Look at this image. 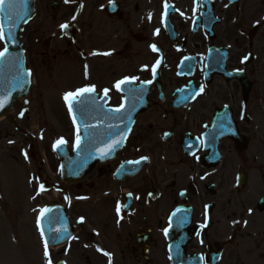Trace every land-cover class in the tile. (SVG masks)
Masks as SVG:
<instances>
[{
    "label": "flooded vegetation",
    "instance_id": "flooded-vegetation-1",
    "mask_svg": "<svg viewBox=\"0 0 264 264\" xmlns=\"http://www.w3.org/2000/svg\"><path fill=\"white\" fill-rule=\"evenodd\" d=\"M35 2L58 79L67 67L121 103L113 84L136 76L149 101L114 160L57 187L75 234L53 264H264V0Z\"/></svg>",
    "mask_w": 264,
    "mask_h": 264
},
{
    "label": "rangeland",
    "instance_id": "rangeland-1",
    "mask_svg": "<svg viewBox=\"0 0 264 264\" xmlns=\"http://www.w3.org/2000/svg\"><path fill=\"white\" fill-rule=\"evenodd\" d=\"M35 20L24 27L22 35L27 65L33 77L27 100L33 99L37 116L32 115V110L29 112L30 117L17 119L18 108L23 106V101L18 100L15 104L16 112L10 115L16 120L18 128L9 118L0 119V264H43L35 223L37 205L47 206L60 201V197L51 193L57 191L54 186L61 182L59 160L53 145L63 138L71 148L77 136L63 97L65 92L83 86V80L71 75L67 67L62 71L63 77L57 79L58 69L50 72L45 59L37 57V52L46 51V39L34 34ZM36 39L40 42L38 46ZM3 45L0 42V49ZM57 82L61 84L56 85ZM61 89L64 92L59 102L57 94ZM37 90L40 91L39 97L36 95ZM110 105L115 107L116 100L112 99ZM42 183L46 184L42 190L45 194L35 200L34 196L40 191ZM110 241L115 244L113 233Z\"/></svg>",
    "mask_w": 264,
    "mask_h": 264
},
{
    "label": "water",
    "instance_id": "water-1",
    "mask_svg": "<svg viewBox=\"0 0 264 264\" xmlns=\"http://www.w3.org/2000/svg\"><path fill=\"white\" fill-rule=\"evenodd\" d=\"M23 8L27 14L24 20L17 22L15 26H12L7 17L0 13V22L4 25L6 35L11 30L13 37L4 41L8 45L9 57L12 59L0 60V100L7 97V103L0 107V117L7 115L12 110L14 101L25 96L29 88V75L20 33L23 25L28 22L34 12L35 1L25 0ZM16 60L21 61L22 66L16 64ZM135 90L137 91L134 94H139L138 91H141V88ZM127 103L133 108L131 113H128L131 107L126 106L119 114L109 113L110 108L106 106L107 98L98 99L94 93L86 94L82 103H73L72 114L76 118L77 128L81 133L80 146H76L73 152H70L65 144L54 148L61 160V175L64 181L82 180L97 161H106L115 155L130 132L135 116L147 105L146 101L135 98H128ZM216 130H221L219 122L215 123ZM121 139L122 142L112 152L101 157L100 149ZM61 208L58 205L49 207V211L42 220V228L49 244L59 243L70 237V226L64 211H60Z\"/></svg>",
    "mask_w": 264,
    "mask_h": 264
},
{
    "label": "snow or ice",
    "instance_id": "snow-or-ice-1",
    "mask_svg": "<svg viewBox=\"0 0 264 264\" xmlns=\"http://www.w3.org/2000/svg\"><path fill=\"white\" fill-rule=\"evenodd\" d=\"M69 0H65V3H68ZM25 4V0H0V13H3L7 19L11 22L12 26H15V24L21 20H24L25 15L27 14L26 11L23 8V5ZM227 6V5H226ZM167 8L168 5L165 2V13L164 15L166 16L167 14ZM196 9L193 8V12H195ZM73 20L76 19V16L72 17ZM27 22V21H25ZM257 23H259V21H257ZM67 27H69L68 24H61L60 28L61 29H66ZM160 32V29H156L155 33L156 35H158ZM13 38L12 37V32L11 30L8 31L7 35L5 33V28L2 22H0V42L6 41V39H10ZM151 49L155 52L157 51V46L155 44L150 45ZM93 55H97L100 53L97 52H93ZM110 53H103V55H109ZM5 59H9L11 60L12 58L9 57V49H8V45L7 43H4L3 48L0 49V60H5ZM185 60L190 59V57H184ZM245 60L247 59V57L244 58ZM16 64L22 66V62L16 60L15 61ZM161 63L160 60H157L155 65L152 66V73L153 75L156 74V66H158ZM148 66L145 65L143 70H147ZM28 75H31V71H28ZM87 65H85V78H87ZM139 80V77L136 76H125L120 80H117L114 84H113V88L120 92L122 91V86L126 85V84H132L133 82ZM143 84H150L152 83L151 80L148 81H142ZM96 91V86L94 84H90V85H85L83 87L77 88L75 91H68L64 93V100L65 102L68 104V111L69 113H72L73 111V103H82L83 102V98L85 97V95H90L92 93H94ZM110 89L109 88H104L103 89V93H104V98H107L108 93H109ZM137 91L135 89H129V95H133L134 92ZM142 91V90H141ZM200 92H203V86L200 87ZM122 102L115 108H110L108 110L109 113L112 114H119L121 113L124 109H125V104L127 102V97H122L121 98ZM7 103V97H5L3 100H0V107H3V105ZM21 116L24 115L23 112L20 113ZM73 123H76V118L75 116H73ZM11 143V141H9ZM67 141H65L63 138H60L59 140H57L55 142V144L53 145V147H57L61 144L66 143ZM122 142L121 140H115L112 143L108 144L106 147H104L103 149H100V154L101 157L103 158L104 156H106L107 154H109L110 152H112L114 150V148L120 144ZM81 143V139L79 136V129L77 128V136H76V146L79 147ZM141 160H147V157H141ZM129 163H133V164H138L140 163V161H131ZM41 190L44 189V186L41 184L40 185ZM129 196H131V193H128ZM65 199H68V197H65ZM49 211V209L47 208H42L39 210L40 214L37 218V227L40 228V234L41 237H44V230L42 227H40L41 225V221L44 218L45 214ZM116 211L119 214L121 211V205L118 203L117 207H116ZM179 211V209L177 210ZM173 215H175V213H173ZM81 222H83V217L80 218ZM181 223L183 222L182 220L180 221ZM171 226V225H170ZM203 227V226H202ZM60 231V230H58ZM165 234L167 235L168 229H164ZM98 251H103L101 249H98ZM103 254L107 257H109V264H111V254L104 251ZM44 257L46 258V264H53V260L50 256L49 253V242L47 239H44Z\"/></svg>",
    "mask_w": 264,
    "mask_h": 264
}]
</instances>
